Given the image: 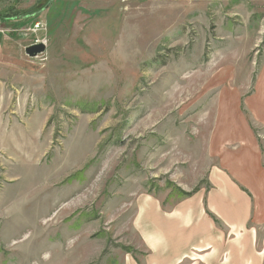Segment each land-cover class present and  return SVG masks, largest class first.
Instances as JSON below:
<instances>
[{
  "label": "rangeland",
  "instance_id": "rangeland-1",
  "mask_svg": "<svg viewBox=\"0 0 264 264\" xmlns=\"http://www.w3.org/2000/svg\"><path fill=\"white\" fill-rule=\"evenodd\" d=\"M253 93L264 0H0V264H138L141 214L209 189Z\"/></svg>",
  "mask_w": 264,
  "mask_h": 264
},
{
  "label": "crops",
  "instance_id": "crops-1",
  "mask_svg": "<svg viewBox=\"0 0 264 264\" xmlns=\"http://www.w3.org/2000/svg\"><path fill=\"white\" fill-rule=\"evenodd\" d=\"M253 95V97H251ZM251 97V98H250ZM245 97L244 112L228 134L213 131L208 190L176 203L168 213L157 206L141 214L144 256L138 264H264V100ZM221 134L227 135L225 142ZM255 218V221H254ZM216 221V222H215ZM123 264H137L132 258Z\"/></svg>",
  "mask_w": 264,
  "mask_h": 264
},
{
  "label": "bare ground",
  "instance_id": "bare-ground-1",
  "mask_svg": "<svg viewBox=\"0 0 264 264\" xmlns=\"http://www.w3.org/2000/svg\"><path fill=\"white\" fill-rule=\"evenodd\" d=\"M44 196H45V194L43 192H41V193L39 192V194H35L32 197L31 202H33V205L35 204L34 202H36L37 205H34L36 207L33 208V217L31 219L32 220L34 219L35 222L41 220L42 221L41 222L42 224H39V225L41 227H43V228L50 229V228L55 227L54 226L55 221H57L58 220V217L59 216H62L65 213L66 210H61L54 217L47 218L48 217L49 210L48 211H45V210H43V209L40 208L41 206H45V204L43 202H41V200H42V198ZM63 197L64 196H62V198ZM38 211L40 213V216L39 217H34V214L36 215ZM26 212H27V216H25V217L27 218V217H29L30 213L28 211H26ZM31 212H32V208H31ZM34 226L37 227L35 223H34Z\"/></svg>",
  "mask_w": 264,
  "mask_h": 264
},
{
  "label": "water",
  "instance_id": "water-1",
  "mask_svg": "<svg viewBox=\"0 0 264 264\" xmlns=\"http://www.w3.org/2000/svg\"><path fill=\"white\" fill-rule=\"evenodd\" d=\"M45 52V46L43 44H33L25 49V54L29 58H35Z\"/></svg>",
  "mask_w": 264,
  "mask_h": 264
},
{
  "label": "built area",
  "instance_id": "built-area-1",
  "mask_svg": "<svg viewBox=\"0 0 264 264\" xmlns=\"http://www.w3.org/2000/svg\"><path fill=\"white\" fill-rule=\"evenodd\" d=\"M46 30V25L45 23H43L42 21H36L34 22V24L30 27L26 29V32H29L31 34H37V33H41L44 32ZM44 39H42L41 41H36L35 43H41V44H45V41H43Z\"/></svg>",
  "mask_w": 264,
  "mask_h": 264
},
{
  "label": "trees",
  "instance_id": "trees-1",
  "mask_svg": "<svg viewBox=\"0 0 264 264\" xmlns=\"http://www.w3.org/2000/svg\"><path fill=\"white\" fill-rule=\"evenodd\" d=\"M190 194H185V196H189Z\"/></svg>",
  "mask_w": 264,
  "mask_h": 264
}]
</instances>
